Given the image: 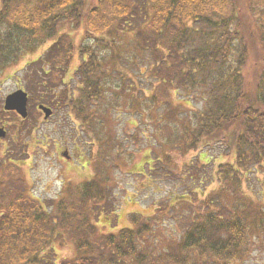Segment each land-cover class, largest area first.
Returning <instances> with one entry per match:
<instances>
[{
	"label": "trees",
	"instance_id": "1",
	"mask_svg": "<svg viewBox=\"0 0 264 264\" xmlns=\"http://www.w3.org/2000/svg\"><path fill=\"white\" fill-rule=\"evenodd\" d=\"M40 50L27 63L30 92L65 85L58 97L98 151L86 158L92 177L45 205L18 165L24 139L9 138L0 158V264H230L264 245V203L247 194L264 202V0H0V77ZM135 62L137 74H127ZM144 76L180 102L148 96ZM55 96L41 105L54 106ZM120 100L136 116L135 144L164 142L181 154L223 148L217 187L198 201L203 212L161 249L141 215L108 234L91 221L113 205L105 166L123 141L107 127ZM57 242L71 243L74 257H50Z\"/></svg>",
	"mask_w": 264,
	"mask_h": 264
},
{
	"label": "rangeland",
	"instance_id": "2",
	"mask_svg": "<svg viewBox=\"0 0 264 264\" xmlns=\"http://www.w3.org/2000/svg\"><path fill=\"white\" fill-rule=\"evenodd\" d=\"M78 39L79 37L74 42L75 47L79 44ZM41 52L42 50L24 58L18 65L5 70L0 77V129L5 131V137L0 138V158L12 147L9 138L19 142L22 137L25 141L22 147L24 150L20 157L22 162L18 165L25 185L34 199L49 205L60 197L67 184L77 185L92 177L91 163L86 158L90 153L96 159L98 150L78 130L75 119L68 115L70 113L65 103L59 99L58 93L65 85L53 88L50 94L30 92V83L26 76L27 63L35 60ZM79 61L80 57L75 51L69 77ZM137 66L135 62L130 66L132 70H126V73L137 74ZM120 78L114 79V82L119 83ZM138 80L141 85L151 89L148 96L152 93L158 98L168 96V100L174 104L180 102L174 90L165 94L155 78L144 76ZM16 90H22L28 95L25 118L15 112L3 110L5 97ZM52 95H56L57 99L51 100L54 106L46 107L51 110V115L45 118L38 107L49 102ZM119 104H122L119 109L116 108L108 114L107 127L123 141V150L113 154L115 159L112 163H105L109 176L107 196L113 205L109 213L102 210L98 217L91 215V221L100 234H108L130 228V214L141 215L142 218L153 221L151 237L156 239L157 246L161 249L166 242L177 243L186 228V222L188 224L195 215L203 212L204 208L198 201L202 200V195L217 187L214 171L225 160L222 155L223 148L214 144L181 154L178 150L168 149L164 142L162 147L155 143L151 146L149 139L144 138L142 142L135 144L129 138L137 129L136 116L132 111L126 110L122 100ZM8 113L15 114L17 118L12 120ZM17 145L20 146L18 143ZM163 154L167 155L165 158H168L169 163L165 162ZM247 194L256 203H264L251 192ZM52 253L56 262L72 259L75 255L71 243H55L50 257ZM230 264H264V245L255 242L245 258Z\"/></svg>",
	"mask_w": 264,
	"mask_h": 264
},
{
	"label": "water",
	"instance_id": "3",
	"mask_svg": "<svg viewBox=\"0 0 264 264\" xmlns=\"http://www.w3.org/2000/svg\"><path fill=\"white\" fill-rule=\"evenodd\" d=\"M28 96L22 90H16L15 92L7 95L4 100L3 110L15 112L21 118H25L27 116L26 106H27ZM44 113L45 118L51 115V110L46 107L40 105L38 107ZM5 137V131L0 129V138Z\"/></svg>",
	"mask_w": 264,
	"mask_h": 264
}]
</instances>
